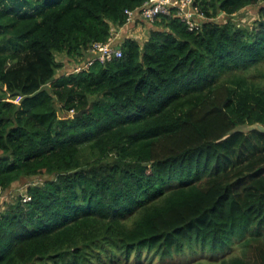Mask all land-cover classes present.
I'll list each match as a JSON object with an SVG mask.
<instances>
[{
    "label": "trees",
    "instance_id": "16d2710c",
    "mask_svg": "<svg viewBox=\"0 0 264 264\" xmlns=\"http://www.w3.org/2000/svg\"><path fill=\"white\" fill-rule=\"evenodd\" d=\"M146 1L0 0V190L32 180L0 264H264V0H194L198 32L161 15L142 40ZM114 35L120 58L63 74Z\"/></svg>",
    "mask_w": 264,
    "mask_h": 264
},
{
    "label": "built area",
    "instance_id": "2783aa9c",
    "mask_svg": "<svg viewBox=\"0 0 264 264\" xmlns=\"http://www.w3.org/2000/svg\"><path fill=\"white\" fill-rule=\"evenodd\" d=\"M194 0H148L135 10H125L127 14V23L131 26H142V23H151L159 16H171L177 18L184 23L189 32H198L202 24L206 21L204 13L194 3ZM116 36H112L107 43H95L90 49V53L94 56L92 60L83 66L73 68L72 72H80L94 60L100 62L109 61L112 58L121 57V49L115 46ZM19 97L13 102H17ZM72 115V111L70 112ZM3 198V191L0 190V200ZM30 200L28 195L23 197V202Z\"/></svg>",
    "mask_w": 264,
    "mask_h": 264
},
{
    "label": "rangeland",
    "instance_id": "374dc122",
    "mask_svg": "<svg viewBox=\"0 0 264 264\" xmlns=\"http://www.w3.org/2000/svg\"><path fill=\"white\" fill-rule=\"evenodd\" d=\"M256 9L255 8H248L245 11H242L238 13L237 15L232 17V21L235 23L241 25V26H247L251 28L255 18H256ZM137 27L133 28L131 31V35H136L138 39L144 40V37L146 36L147 32L145 31L146 27L144 25L139 26L138 30ZM142 30V31H141ZM141 40V41H142ZM57 60H59L62 63V66H65L63 74L66 72H71L74 68L73 60H69L66 58L65 55L59 54L57 55ZM62 67L57 70V74L62 73ZM241 129L248 130L250 127L243 126ZM30 181H24L20 182L17 185L11 187L8 191L3 192V198L0 200V214L7 208V206L14 202L15 197L18 194H21L22 201L23 197L26 195L25 189L28 187V185L31 183ZM38 180H35L34 182H37ZM234 253H238V251H234ZM192 260L191 254H182L181 256L174 257L170 262L173 264H181V263H187Z\"/></svg>",
    "mask_w": 264,
    "mask_h": 264
},
{
    "label": "water",
    "instance_id": "95a60500",
    "mask_svg": "<svg viewBox=\"0 0 264 264\" xmlns=\"http://www.w3.org/2000/svg\"><path fill=\"white\" fill-rule=\"evenodd\" d=\"M82 112H83V111H80L78 114H73V115H72V118H75V117L81 116ZM255 128H256L258 131H260L261 133H264V127H263L262 125L257 124V125H255Z\"/></svg>",
    "mask_w": 264,
    "mask_h": 264
},
{
    "label": "crops",
    "instance_id": "0c3cea01",
    "mask_svg": "<svg viewBox=\"0 0 264 264\" xmlns=\"http://www.w3.org/2000/svg\"><path fill=\"white\" fill-rule=\"evenodd\" d=\"M246 9H248V8H246ZM246 9H244V10H242V11H245ZM147 24H149V23H147ZM136 27H137L136 29L138 30L139 26H136ZM141 31H142V30H141Z\"/></svg>",
    "mask_w": 264,
    "mask_h": 264
}]
</instances>
